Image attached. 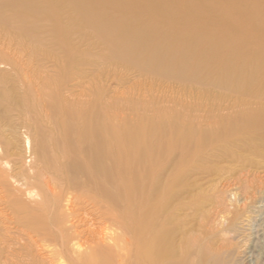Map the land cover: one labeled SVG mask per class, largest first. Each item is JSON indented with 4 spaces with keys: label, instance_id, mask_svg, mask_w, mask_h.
Listing matches in <instances>:
<instances>
[{
    "label": "bare ground",
    "instance_id": "bare-ground-1",
    "mask_svg": "<svg viewBox=\"0 0 264 264\" xmlns=\"http://www.w3.org/2000/svg\"><path fill=\"white\" fill-rule=\"evenodd\" d=\"M164 22L170 23L164 28L171 35L192 32L200 53L214 51L212 58L236 68L235 75L222 79V90L233 97L218 128L221 146L263 161L245 162L256 171L236 179L245 207L250 191L264 186L257 173L264 174V0H0V32L9 48L27 52L26 39L29 47L56 44L68 55L62 67L78 66L74 58L81 55L74 45L84 39L104 47L100 52L106 59L127 60L140 74L158 75L157 64L143 63L129 44L146 34V26L147 35H154ZM224 43L240 44L238 53L218 54ZM2 65L19 70L8 55L0 56ZM116 122L103 118L68 123L62 130L55 126L32 144L27 136V168L9 167L8 151L2 150L0 206L21 229L23 242L2 243L0 264H246L235 260L237 253L218 238L219 231L214 236L219 240L211 242L189 236L185 215L181 224L177 219L188 205L173 194L183 172L176 175L169 155L150 149L142 134L116 132ZM248 141L260 145L248 147ZM182 190L190 195L192 188ZM222 212L232 216V223L238 217L226 207Z\"/></svg>",
    "mask_w": 264,
    "mask_h": 264
},
{
    "label": "rangeland",
    "instance_id": "rangeland-1",
    "mask_svg": "<svg viewBox=\"0 0 264 264\" xmlns=\"http://www.w3.org/2000/svg\"><path fill=\"white\" fill-rule=\"evenodd\" d=\"M169 19L178 28L174 17ZM167 24L158 25L154 35H147L150 29L146 26V34L129 44L130 50L141 53L143 63L157 64L159 76L140 74L133 63H125L127 60L106 59L107 55L100 52L104 47H93L84 39L86 43L79 45L76 41L78 46L74 45L81 55L78 60L74 58L78 66L62 67L64 55L66 59L68 55L56 44L38 47L33 43L29 47L26 39L27 52L20 53L9 48L0 32V56L14 58L19 66L17 72L0 66V155L6 149L9 167L27 168L31 163L25 148L27 136L32 144L38 134L55 126L62 130L68 123L114 118L116 132L142 134L144 141L151 142L150 149L169 155L177 166L176 175L183 172L173 194L182 200L181 205H188L187 212H177V219L181 224L185 215L190 237L211 242L219 240L214 237L219 231L218 238L237 253V262L264 264V186L250 191L251 198L244 207L236 184L242 172L256 171L246 168L245 162L257 166L263 161L245 150L221 146L218 128L226 114L224 108L233 97L222 90V79L235 75L236 68L225 67L221 60L212 58L214 51L200 53L190 38L192 32L171 35L173 31L164 28ZM239 47L224 43L216 51L234 56ZM177 69L181 73L178 76ZM246 143L248 147L260 145L259 141ZM257 173L264 180L262 170ZM185 186H191L190 195L183 192ZM223 207L238 213L234 223L230 222L231 215L222 212ZM1 211L5 214L0 216V245L23 242L21 229L9 221V212L4 206H0Z\"/></svg>",
    "mask_w": 264,
    "mask_h": 264
}]
</instances>
